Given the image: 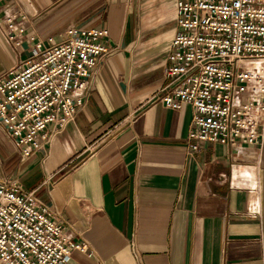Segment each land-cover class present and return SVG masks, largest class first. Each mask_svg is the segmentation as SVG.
Segmentation results:
<instances>
[{
	"label": "crops",
	"instance_id": "crops-1",
	"mask_svg": "<svg viewBox=\"0 0 264 264\" xmlns=\"http://www.w3.org/2000/svg\"><path fill=\"white\" fill-rule=\"evenodd\" d=\"M177 1L0 0V15L26 29L19 53L0 30V77L31 37L60 42L72 29L103 28L114 50L75 121L33 158L0 126V180L17 178L66 235L88 243L69 264H264V138L189 157L191 106L154 99Z\"/></svg>",
	"mask_w": 264,
	"mask_h": 264
},
{
	"label": "built area",
	"instance_id": "built-area-1",
	"mask_svg": "<svg viewBox=\"0 0 264 264\" xmlns=\"http://www.w3.org/2000/svg\"><path fill=\"white\" fill-rule=\"evenodd\" d=\"M177 30L154 99L193 110L187 155L206 144L231 150L264 138V0H178ZM19 53L26 29L0 15ZM103 28L72 29L60 42L29 38L25 58L0 77V126L21 158H33L76 119L101 61L114 51ZM23 55V54H22ZM89 254L17 178L0 180V264H69ZM134 257L140 261L135 246Z\"/></svg>",
	"mask_w": 264,
	"mask_h": 264
}]
</instances>
